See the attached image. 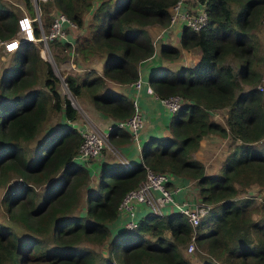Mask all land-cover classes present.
<instances>
[{"label": "trees", "instance_id": "trees-1", "mask_svg": "<svg viewBox=\"0 0 264 264\" xmlns=\"http://www.w3.org/2000/svg\"><path fill=\"white\" fill-rule=\"evenodd\" d=\"M174 2H49L78 24L69 33L73 45L55 39L49 41L52 48L72 47L79 64L103 59L100 73L93 66L66 73L72 95L113 121L130 116L131 98L107 80L128 83L139 77L141 61L154 52L148 26L166 25ZM24 3L32 8L31 0ZM207 12L205 28L183 26L180 33L182 46L201 48L200 58L148 77L159 96L183 99L169 116L168 133L145 140L139 161L101 167L83 208L81 188L88 186L91 172L75 158L81 134L69 124L79 109L60 92L59 76L39 53L41 40L22 39L10 51L12 66L0 74V207L26 232L18 234L0 220V264H193L182 252L193 233L203 259L199 264H264V94L256 87L264 73L259 36L264 0H207ZM17 31L18 12L0 0V41ZM34 33L40 35L37 22ZM159 52L176 58L179 47L164 42ZM220 110L223 121L213 114ZM209 135L228 138V151L213 173L195 156ZM108 139L128 143L130 134L112 124ZM146 166L194 180L209 205L197 225L177 210L163 215L144 210L135 227L111 232L122 196L145 179Z\"/></svg>", "mask_w": 264, "mask_h": 264}, {"label": "built area", "instance_id": "built-area-1", "mask_svg": "<svg viewBox=\"0 0 264 264\" xmlns=\"http://www.w3.org/2000/svg\"><path fill=\"white\" fill-rule=\"evenodd\" d=\"M51 1L52 0H49V2ZM34 6V13L28 14L26 11L18 13V35L0 41L4 51H12L17 47L21 39L41 40L44 43L59 39L61 41H71L72 45L74 44L70 39L69 33L78 28L76 21L51 4L49 10V13H51V21L48 27L44 28L38 17V14L40 16L38 10V6L40 8V5L35 2ZM208 19L207 0H175L169 7V20L165 28L180 23L182 26H188L198 30L206 27ZM261 21L264 24V13ZM34 22H37L40 29V35L38 36L34 33ZM159 35L160 34H157L152 38L154 47L159 42ZM72 64L75 65L74 61ZM63 79L69 91L64 76ZM142 81L143 79L138 77L128 83L131 86L139 88L141 87ZM256 87L264 94V73L260 81L257 82ZM146 89L153 93L170 113L178 109L183 102L179 94L159 96L154 92L149 83ZM131 100L133 105V112L131 115L124 119L112 121L106 128L108 129L107 132H104L106 129L99 130L77 126L81 134V141L77 147L76 159L85 161L89 166L90 158L100 157L103 153L104 146L107 144L106 140H109L108 133L112 124L126 129L130 134V140L137 143L140 129L144 124V119L137 99L133 97ZM124 164L129 165L130 163L126 161ZM173 178H175V174L169 171H157L146 166L145 179L136 186L128 189L119 202V213L124 212L127 216L123 227L132 228L137 225L138 219L136 217V211L138 207L142 206L159 215L177 210L186 216L188 222L192 226L197 225L209 205L201 199H199L200 201L198 202H192L190 199L184 197L182 199H176L174 193L177 192L182 185L173 182ZM194 236L195 234L193 233L186 247L188 253L194 252L195 250Z\"/></svg>", "mask_w": 264, "mask_h": 264}, {"label": "crops", "instance_id": "crops-1", "mask_svg": "<svg viewBox=\"0 0 264 264\" xmlns=\"http://www.w3.org/2000/svg\"><path fill=\"white\" fill-rule=\"evenodd\" d=\"M165 27V25L156 23L148 26V31L151 35V38L155 37L157 34L160 35L158 37L159 42L156 44V49H154L153 54L141 61L139 65V77L143 79L141 87L136 88L131 86L129 83H119L113 80H107V85L110 88L126 93L130 98L135 97L137 99L143 114L144 124L140 129L137 143L130 140L128 143H120L118 145L113 144L115 147H117V150H119L120 155H118L117 159H112V155L104 157L102 154L98 158H102V161H98L100 163V167L102 165H106L107 163L124 165V162L126 161L129 163L139 161L141 159V145L145 140L151 136L165 135L168 133V119L171 113L167 111L162 102L157 97H155L153 93L147 91L146 86L149 83L148 77L153 71L162 67L167 66L173 71H176L181 66H191L198 58L193 54L194 52H197L198 49L196 48L197 46L188 48L181 45L180 33L183 26L180 23L174 24L167 28ZM259 36L264 48V26L260 31ZM164 42H169L179 47L178 57L169 58L160 54L159 49L161 44ZM102 60V56H96L90 61L92 66L99 73L102 69ZM78 99L81 101L82 109L79 110V117L77 120L75 119L73 124L75 123L76 126L81 128H95L99 130H105L107 126L111 124L113 119L110 116L101 112L100 110H97L88 100L84 98ZM213 112L216 117L219 116L217 117L218 119L223 121L222 114H219L218 111ZM227 141V137H221L217 135H209L201 140L200 146L195 152V156L204 162L206 172L213 173L218 171L220 163L228 151ZM218 144L220 145L219 148L217 146ZM214 148H223V152L217 163L213 161L210 164L209 158L210 154L213 153ZM94 176L96 175L94 174ZM98 177L99 176H97L96 180H98ZM91 178H93V176ZM173 179V182L182 185V187L174 193V197L176 199H182L183 197H188L190 195H196V197L200 199L198 188L195 184L193 185L194 181L192 182V178L175 175V178ZM144 210V206L138 207L136 211V217L143 213ZM126 217L127 216L124 212L119 213V215L111 223V232L114 233L115 231H118L119 228H122V226H124Z\"/></svg>", "mask_w": 264, "mask_h": 264}, {"label": "rangeland", "instance_id": "rangeland-1", "mask_svg": "<svg viewBox=\"0 0 264 264\" xmlns=\"http://www.w3.org/2000/svg\"><path fill=\"white\" fill-rule=\"evenodd\" d=\"M6 1L10 6H14V8L16 9V11L18 13H22L24 11H26L28 14L30 13H34L35 12V2L38 3L40 5V8L38 6V10H39V13H40V16L38 14V17L39 19L41 20V24L44 28H47L50 21H51V15L50 13H48V17H45V10H44V6H48L49 7V10H50V5H49V0H31V4H32V8H29L26 3H24V0H4ZM52 2V1H51ZM47 7V8H48ZM46 9V8H45ZM43 21V22H42ZM38 45V49H39V53L40 55L44 58V59H47L51 65H52V68L54 66L55 70L54 72H56L58 75H59V83H58V88L60 90V92L62 94H65L66 96L70 97L71 101L73 102V104H75V106L81 110L82 109V106H81V101L77 98H74V96L72 95V93L70 91L67 90V87H66V84L64 82V79H63V76L66 75V73H69L70 71H77V73H82L84 70H75L74 69V65L72 64V62L74 61L75 64H77V59L75 57V54L74 52L72 51V47L68 50H63L60 48L58 49H53V43H44L43 41L37 43ZM60 46V45H58ZM189 48V47H188ZM198 49L197 52H194V56L195 57H198L196 59V61L200 58L201 56V48H199L198 46L196 47ZM154 49H156L154 47ZM12 54L11 52H7V51H4L3 50V47L2 45L0 44V74L8 69L10 66H12ZM56 59V63H55V59ZM227 61H229L232 66L236 67V64L234 63L233 59L229 58ZM18 62V60H17ZM17 64V63H16ZM15 64V65H16ZM79 65L81 68L85 69L86 67L88 66H92L91 62H82V64H77ZM257 84V83H256ZM219 114H222L221 111L219 112ZM219 117V116H217ZM54 120H57L55 118H53L51 121L47 122L45 126H43L41 128V132L37 135V137H35L30 143L31 145H34L35 142L40 138V137H43L42 134L45 133L46 131V128L49 126V124L51 122H53ZM45 130V131H44ZM108 129H106L104 132H107ZM107 141V144L104 146L103 148V155L104 157H108L109 155H112V159H117L118 155H120V152L119 150H117V147H115L113 144H111L108 140ZM218 148L220 147V145L218 144L217 145ZM222 152H223V148H220V149H213V153L210 154V158H209V163L211 164L213 161L217 163L218 159H220V156L222 155ZM99 157H92L89 159V171L91 173H93V175H91V177L93 176V178L90 179V182L88 184L87 187L83 186L81 189H82V192L84 191L83 193V197H82V205L81 207L83 208L85 206V198H86V194L88 193V191H91L94 187H96L97 185V176L99 174V169H100V161H102V158L101 159H98ZM111 159V160H112ZM105 160V159H103ZM99 161V162H98ZM94 174L96 176H94ZM194 180H192L193 182ZM195 184V182L193 183V185ZM4 189V187L0 186V195L2 193V190ZM184 198H187V199H190L192 202H198L200 201L196 195H190L188 197H184ZM80 209V207L78 208ZM145 210H147L145 208ZM0 220L5 222V223H9V225L18 233V234H21V233H24L26 232L25 228H23L20 224H18L17 222L15 221H12L11 219H9L7 217V213L6 211L4 210V208L0 207ZM188 245V242L185 243L183 246H182V252L184 253V255H186L193 264H199L203 259L202 257L200 256V254H198L196 252V248H195V251L194 252H191V253H188L186 251V247ZM98 248H102L103 246H97Z\"/></svg>", "mask_w": 264, "mask_h": 264}, {"label": "clouds", "instance_id": "clouds-1", "mask_svg": "<svg viewBox=\"0 0 264 264\" xmlns=\"http://www.w3.org/2000/svg\"><path fill=\"white\" fill-rule=\"evenodd\" d=\"M21 40H22V39H21ZM21 40H20V41H21ZM20 41H19V42H20ZM18 44H19V43H18ZM17 46H18V45H17ZM72 51H73V49H72ZM73 52H74V51H73ZM55 63H56V61H55ZM56 64H57V63H56ZM77 64H79V63H77ZM77 64L74 65V69H75V70H83V68H81V67H80L79 65H77ZM53 69L55 70L54 66H53ZM56 74H57V73H56ZM57 75H58V74H57ZM58 76H59V75H58ZM64 77H65V75H64ZM59 78H60V77H59ZM69 91H70V90H69ZM69 98H70V97H69ZM74 98H75V97H74ZM74 105H75V104H74ZM72 124H73V123H72ZM108 141H109V140H108ZM109 142H110V141H109ZM110 143H111V142H110ZM111 144H112V143H111ZM122 165H123V164H122ZM124 165H125V164H124ZM100 168H101V167H100ZM91 175H92V173H91ZM194 251H195V250H194Z\"/></svg>", "mask_w": 264, "mask_h": 264}, {"label": "water", "instance_id": "water-1", "mask_svg": "<svg viewBox=\"0 0 264 264\" xmlns=\"http://www.w3.org/2000/svg\"><path fill=\"white\" fill-rule=\"evenodd\" d=\"M70 125H72V122H69ZM104 165H102L101 167H103Z\"/></svg>", "mask_w": 264, "mask_h": 264}]
</instances>
